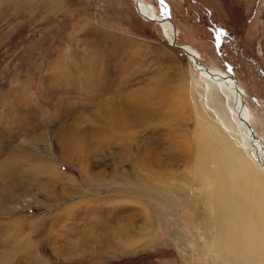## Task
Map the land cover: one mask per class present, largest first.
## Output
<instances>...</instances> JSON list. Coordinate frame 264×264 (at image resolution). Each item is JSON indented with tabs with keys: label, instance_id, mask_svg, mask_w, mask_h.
Instances as JSON below:
<instances>
[{
	"label": "rangeland",
	"instance_id": "obj_1",
	"mask_svg": "<svg viewBox=\"0 0 264 264\" xmlns=\"http://www.w3.org/2000/svg\"><path fill=\"white\" fill-rule=\"evenodd\" d=\"M146 1L176 44L134 0H0V264H229L204 241L177 252L148 191L170 176L212 231L215 163L182 103L177 46L236 81L264 140V0ZM184 142L192 167L173 149Z\"/></svg>",
	"mask_w": 264,
	"mask_h": 264
},
{
	"label": "bare ground",
	"instance_id": "obj_2",
	"mask_svg": "<svg viewBox=\"0 0 264 264\" xmlns=\"http://www.w3.org/2000/svg\"><path fill=\"white\" fill-rule=\"evenodd\" d=\"M134 5L138 14L158 24L170 43L176 44L174 40L178 39L180 32L174 22L155 15L141 0H134ZM177 48L186 53L189 62L190 86L187 85L186 100L184 97L182 103L192 111L204 156L215 163V224L210 232L209 213L205 222L191 215L196 210L197 194L190 196V189L169 181L170 176L159 182V191H148L153 194L152 199L157 200L155 207L148 202L150 217L157 221L159 229L168 236L177 252L189 258V244L193 242V245L201 246L199 242L204 241L207 255L220 256L219 252L224 249L228 257L223 255L221 259L229 264H254L255 261L263 264L264 140L255 133L244 101L246 94L231 76L202 63L193 47L178 44ZM153 111H144V116H154ZM173 149L182 153L183 164L191 163L189 167H192L194 150L190 149L189 142L177 143ZM157 174H151L144 181L156 182L161 179ZM196 180L198 186L203 187V177ZM245 185L253 188L255 196L250 198L244 192ZM251 203H256L255 208H243L240 217L239 207L243 204L252 206ZM212 248L216 250L210 251Z\"/></svg>",
	"mask_w": 264,
	"mask_h": 264
},
{
	"label": "crops",
	"instance_id": "obj_3",
	"mask_svg": "<svg viewBox=\"0 0 264 264\" xmlns=\"http://www.w3.org/2000/svg\"><path fill=\"white\" fill-rule=\"evenodd\" d=\"M144 3H146L149 7H150V9L152 10V8H151V4H149V3H147V1L146 0H142ZM206 1H208V0H206ZM154 12V11H153Z\"/></svg>",
	"mask_w": 264,
	"mask_h": 264
},
{
	"label": "water",
	"instance_id": "obj_4",
	"mask_svg": "<svg viewBox=\"0 0 264 264\" xmlns=\"http://www.w3.org/2000/svg\"><path fill=\"white\" fill-rule=\"evenodd\" d=\"M163 18V17H162ZM180 48V47H179Z\"/></svg>",
	"mask_w": 264,
	"mask_h": 264
}]
</instances>
